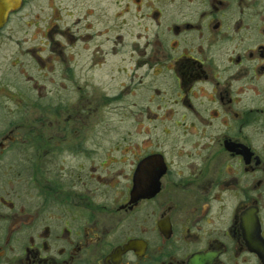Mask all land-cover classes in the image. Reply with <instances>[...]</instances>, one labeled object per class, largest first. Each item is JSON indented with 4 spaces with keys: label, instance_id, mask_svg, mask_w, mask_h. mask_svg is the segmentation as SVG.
Wrapping results in <instances>:
<instances>
[{
    "label": "flooded vegetation",
    "instance_id": "af4514ba",
    "mask_svg": "<svg viewBox=\"0 0 264 264\" xmlns=\"http://www.w3.org/2000/svg\"><path fill=\"white\" fill-rule=\"evenodd\" d=\"M41 4L0 17V264H264V0Z\"/></svg>",
    "mask_w": 264,
    "mask_h": 264
},
{
    "label": "rangeland",
    "instance_id": "374dc122",
    "mask_svg": "<svg viewBox=\"0 0 264 264\" xmlns=\"http://www.w3.org/2000/svg\"><path fill=\"white\" fill-rule=\"evenodd\" d=\"M27 1V6H26V8L27 9H25V10H27L28 12H33V13H40L41 12V0H26ZM65 2H67V0H65ZM53 4H55V2H52ZM67 5V4H66ZM52 8H54V7H52ZM44 16L46 17V18H48L49 16H50V12L47 10V9H45L44 10ZM35 17H37V15H35ZM51 86L48 84V83H46V91H49V90H51Z\"/></svg>",
    "mask_w": 264,
    "mask_h": 264
},
{
    "label": "water",
    "instance_id": "95a60500",
    "mask_svg": "<svg viewBox=\"0 0 264 264\" xmlns=\"http://www.w3.org/2000/svg\"><path fill=\"white\" fill-rule=\"evenodd\" d=\"M20 0H0V17L7 14L8 10L19 3Z\"/></svg>",
    "mask_w": 264,
    "mask_h": 264
}]
</instances>
